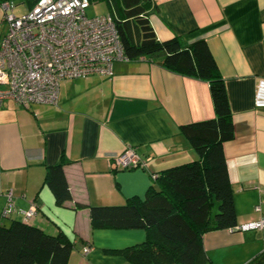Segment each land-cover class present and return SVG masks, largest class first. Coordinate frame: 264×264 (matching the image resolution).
I'll list each match as a JSON object with an SVG mask.
<instances>
[{"label":"crops","instance_id":"1","mask_svg":"<svg viewBox=\"0 0 264 264\" xmlns=\"http://www.w3.org/2000/svg\"><path fill=\"white\" fill-rule=\"evenodd\" d=\"M26 1L31 8L36 0ZM150 2L159 40L203 39L208 45L234 128L222 149L237 226L258 220L264 216V109L255 108L254 93L264 78V0ZM4 31L1 16L0 37ZM214 116L206 81L144 57L115 61L109 76L63 80L56 105L23 106L8 99L0 107V222L22 221L20 210L34 205L30 224L73 241L66 264H132L112 250L141 243L146 231L93 228L89 208L143 198L161 171L195 160L180 127ZM126 147L135 150L143 167L110 166V157ZM58 162L72 196L62 205L44 182L47 167ZM8 193L15 211L3 218ZM202 248L208 264H248L264 250V229L209 231L202 235Z\"/></svg>","mask_w":264,"mask_h":264},{"label":"trees","instance_id":"2","mask_svg":"<svg viewBox=\"0 0 264 264\" xmlns=\"http://www.w3.org/2000/svg\"><path fill=\"white\" fill-rule=\"evenodd\" d=\"M150 1L90 0L107 5L125 58L157 60L177 73L206 81L215 116L180 127L197 154L195 160L161 171L143 198L131 197L122 205L91 206V224L93 228L144 229L141 243L112 250L132 264H208L202 235L237 227L222 149L234 137L230 106L206 42L198 39L184 44L176 37L159 40L149 18ZM44 182L56 204L71 199L62 162L47 167ZM73 247L61 231L50 234L23 220L0 222V264H66ZM248 264H264V250Z\"/></svg>","mask_w":264,"mask_h":264},{"label":"built area","instance_id":"3","mask_svg":"<svg viewBox=\"0 0 264 264\" xmlns=\"http://www.w3.org/2000/svg\"><path fill=\"white\" fill-rule=\"evenodd\" d=\"M90 4V0H36L26 12L16 14L11 0L0 1L5 24L0 37V107L8 99L23 106L34 102L56 105L63 80L109 76L115 61L127 59L112 15L88 17ZM254 106L264 109V78L256 83ZM144 165L132 147L110 157V166L115 168ZM7 198L3 218L15 211L12 193ZM20 212L28 222L36 208L32 205ZM236 228L262 230L264 216ZM89 250L83 247V253Z\"/></svg>","mask_w":264,"mask_h":264},{"label":"rangeland","instance_id":"4","mask_svg":"<svg viewBox=\"0 0 264 264\" xmlns=\"http://www.w3.org/2000/svg\"><path fill=\"white\" fill-rule=\"evenodd\" d=\"M16 8H15V13L16 14H21L26 12L29 8L28 5L26 4V0H11ZM108 12V7L104 2H96V3H91L89 7L86 9V15L88 17H95V16H100L103 14H107ZM2 16V12L0 11V17Z\"/></svg>","mask_w":264,"mask_h":264},{"label":"water","instance_id":"5","mask_svg":"<svg viewBox=\"0 0 264 264\" xmlns=\"http://www.w3.org/2000/svg\"><path fill=\"white\" fill-rule=\"evenodd\" d=\"M237 230H239L238 228H236Z\"/></svg>","mask_w":264,"mask_h":264}]
</instances>
